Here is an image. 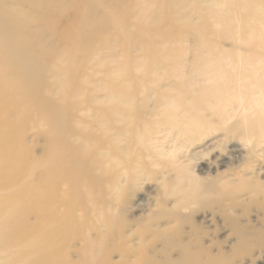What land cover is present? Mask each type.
<instances>
[{
  "label": "bare ground",
  "instance_id": "bare-ground-1",
  "mask_svg": "<svg viewBox=\"0 0 264 264\" xmlns=\"http://www.w3.org/2000/svg\"><path fill=\"white\" fill-rule=\"evenodd\" d=\"M136 1L137 7L146 2ZM187 2L169 0L171 18L180 16ZM238 2L251 12L241 24L232 3L211 0L195 11L206 18L227 9L229 17H215L236 31L234 46L243 47V55L228 63L209 58L180 66L188 73L162 75V62L148 63V47L139 67L102 62L94 67L93 81L85 73L94 55L89 47L105 32H116L128 44L154 45L144 30L153 28L129 31L135 4L114 10L108 0H0V264H238L245 252L264 248V222H251L243 209L247 200L264 195V10ZM98 4L103 12L92 28L86 20ZM71 11L82 22L58 32L60 19ZM150 25L162 29V22ZM200 50L206 52L205 43ZM174 78L180 80L170 81ZM162 79L169 81L167 89ZM243 87L245 95L252 92L235 96ZM236 105L250 114L227 126ZM36 113L46 124L37 134L43 145L26 138V126L39 127ZM208 116L224 126V138H237L249 157L225 172L199 177L178 164L177 146L165 144L203 143L215 127ZM212 143L202 145L203 154ZM195 155L189 151L186 161ZM158 166L161 191L155 203L147 205L146 215L126 219L133 190ZM171 181L173 190L166 191ZM82 188L97 196L105 219L97 227L87 225ZM199 214L203 218L196 221ZM226 227L227 234L216 240Z\"/></svg>",
  "mask_w": 264,
  "mask_h": 264
},
{
  "label": "rangeland",
  "instance_id": "rangeland-1",
  "mask_svg": "<svg viewBox=\"0 0 264 264\" xmlns=\"http://www.w3.org/2000/svg\"><path fill=\"white\" fill-rule=\"evenodd\" d=\"M112 4V8L121 9L126 8L129 4H135L132 11L129 15L130 28L129 31L131 34L137 32L138 27L145 25L150 30H145L146 38L153 39L154 45H145V44H136L133 40H129L124 37H120L114 31L105 32V35L102 37L101 42L94 41L90 45L89 49L94 54L87 64V70L85 73L90 75L91 79L94 80V67L99 65L102 62L116 60L118 62L125 63L132 68L139 67L140 63L143 64L145 61V50L150 47L152 49V55L148 63L154 64L156 62H162L163 67L160 70L161 74L164 75L165 70L176 71L181 73H188L189 68H180V66H198L206 61H215L216 59L220 63H228L231 59L234 58L235 54L243 55V47L237 48L234 46L233 34L235 30H230L220 25L218 17L227 12V9H223L219 12L218 15L210 13L206 18H198L196 14V7L206 8L208 4L211 3V0L207 3H201L197 6V0H190L189 6L187 8H182V13L180 16L171 18L170 11L166 9L165 5L169 3V0H150L156 2L155 4L148 5L147 1L137 7L136 0H108ZM201 0H199L200 2ZM223 6L227 3H232L234 5L233 12L234 14H240L239 23H242L241 17L251 12H244L241 10V4L238 0H218ZM226 1V2H225ZM247 3H252L264 10V0H240ZM103 12V4H98L91 17L86 20V23L92 27H98L100 23V15ZM227 15V14H224ZM229 17V15H227ZM230 16L231 12H230ZM143 20L142 24H137L136 22ZM82 22L81 18L73 11L62 17L58 23L57 30L58 32H63L66 29V32L75 27V23ZM156 22H162V29L155 28L150 25ZM179 22H189L188 25H184ZM179 23V24H178ZM59 36L58 34H56ZM202 43L206 44V52L201 53L200 46ZM208 44H211V47H207ZM154 49H157L158 54L154 55ZM211 51L208 53V50ZM122 51H127V61L125 55ZM129 56V57H128ZM109 66V64H108ZM180 79H170V81L177 82ZM52 81V80H51ZM160 83L167 89L169 81L165 79L160 80ZM56 87V86H55ZM174 91L180 90V88L173 86ZM57 92V88H56ZM229 91H225L227 93ZM245 95V88H241L235 94L237 97L245 98L248 93ZM175 93V92H174ZM245 95V96H244ZM264 96V94H263ZM236 109H233L229 112L227 126L236 124L242 116L250 114V111H246L248 107H241L236 105ZM245 112V113H244ZM31 118H29L30 120ZM39 122V127L33 125H28L25 128L27 134V142H31L32 139L38 141V145L44 144V139L40 136L37 137V134L41 131L46 130V124L43 121L41 114L36 113L35 118ZM208 119L211 121V124L215 126L206 132L208 138L203 143L195 142L190 145L189 143H175L165 144V147L173 148L177 146L178 149L174 151L175 157H177L178 164L180 166H185V170L193 173L199 177L213 176L219 172H225L229 167H234L235 165L244 164L248 159L247 148L244 147V151L239 150L241 148V142L237 138H224L225 135L224 126H216L217 119L213 116H208ZM223 130H221V129ZM204 138V137H203ZM215 141L214 143H212ZM206 142V143H205ZM208 146L211 150L207 153H202V145ZM264 143V140L262 144ZM199 148V149H198ZM264 148V145H263ZM194 150L196 155L191 157V161H186V155L189 151ZM239 150V151H238ZM201 153H200V152ZM238 151V152H237ZM36 155H40V149L36 147ZM235 159V160H234ZM166 160L169 161V158ZM264 160V156L262 158ZM167 161V162H168ZM236 161V162H235ZM234 162V163H233ZM167 168H170L169 164H166ZM171 169V168H170ZM152 170V171H150ZM161 170L160 166L149 168V175L147 180L139 182L133 190L129 202L127 204V210L125 212L126 219L130 220L131 218L138 217L140 215H146L148 213L147 205L155 203L161 189L158 178L160 175L155 174ZM169 177L173 174L171 171H166ZM158 175V176H157ZM174 186L171 181L165 189L173 190ZM164 190V189H163ZM81 198H85L88 202L86 207L85 217L87 220L88 227H97L99 221L105 220L101 217V208L100 205L96 202L97 197L95 194H89L84 188H82ZM97 209L96 213H92V209ZM244 211L247 218L254 222L256 220L264 222V195H258L252 197L251 200H247L244 206ZM111 216L116 219V214L113 211ZM205 216V214H204ZM203 218L202 214H199L196 217V221H200ZM107 219V218H106ZM217 224L219 225V220L216 219ZM115 224L110 225V229H114ZM210 232H212L213 227L209 226ZM228 228L220 229L215 236V239H223L227 234ZM106 232V231H104ZM113 234L112 231H108ZM107 237L109 235H103ZM208 243V242H206ZM233 243L232 240H229V243ZM228 244L225 245L224 249L228 248ZM240 262L238 264H264V248H253L251 251L245 252L239 256Z\"/></svg>",
  "mask_w": 264,
  "mask_h": 264
}]
</instances>
